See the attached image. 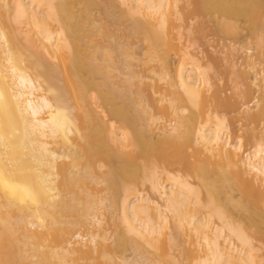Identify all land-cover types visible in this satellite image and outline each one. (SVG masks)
<instances>
[{
  "label": "bare ground",
  "instance_id": "6f19581e",
  "mask_svg": "<svg viewBox=\"0 0 264 264\" xmlns=\"http://www.w3.org/2000/svg\"><path fill=\"white\" fill-rule=\"evenodd\" d=\"M0 264H264V0H0Z\"/></svg>",
  "mask_w": 264,
  "mask_h": 264
},
{
  "label": "rangeland",
  "instance_id": "374dc122",
  "mask_svg": "<svg viewBox=\"0 0 264 264\" xmlns=\"http://www.w3.org/2000/svg\"><path fill=\"white\" fill-rule=\"evenodd\" d=\"M93 14V18H95L98 23H106L108 24L109 21L107 20V18L102 15L100 13L99 10H93L92 12ZM204 21V19H203ZM207 21V19H205V22ZM191 28H190V31H188L186 28L184 29V33L186 34L185 36V39L189 42V44L191 45V48L195 49V51L197 49H200L204 54L206 55H209V56H212L214 57L216 60H217V65H218V68L216 70H212V73L214 75V80L215 81V84L221 89L223 90L222 94L223 95H237L238 93L242 94L244 88H245V85L243 84V76L241 75V70H242V66H240V64H238L235 68V73H229V69L227 68V55H225L224 53V50L225 48L223 49V51L221 50L222 48V42L221 41H215L213 43V48H210V41L212 40V38H216L218 39L219 37L218 36H212V35H207L205 36L204 35V30L207 28L209 30V27L211 26V22H208V25L205 29H203V32H202V28L201 27H198L200 25L199 24V20L196 19V21H193L192 22L190 21L189 22ZM125 25H122L121 27H124ZM200 28V29H199ZM111 29H114V27H111ZM207 32V30H205V33ZM209 32V31H208ZM245 31H243L242 33H244ZM117 33V32H116ZM126 41H130V42H133V48L134 50H136V53L137 56H139V52H141V44H138L140 42H137L135 43V39L134 40H130L129 38H126V37H117L114 36L112 39H110L109 41H106L105 43H116V42H126ZM238 44V43H237ZM194 51V50H193ZM222 51V52H221ZM224 54L225 57V60H224V56L221 54ZM251 52H254V50H251ZM116 55V57L120 58L121 59V56L119 55V53H114ZM223 56V58H222ZM223 59V60H222ZM227 61V62H226ZM135 70H137V68H134ZM125 70V69H124ZM227 70V71H226ZM118 70L116 71H112L113 73L116 72L117 73ZM119 74L118 76L122 77L124 76V79L126 78L125 75H124V71L123 69H121V72L120 70L118 71ZM126 72V71H125ZM115 73V74H116ZM121 73L123 75H121ZM250 76V75H249ZM120 79V78H119ZM117 77H116V80H119ZM123 80V79H122ZM235 82H238L236 84H238V86L235 84ZM236 85V86H235ZM236 87V89H235ZM259 86L258 84L257 85H254L253 86V93L254 95L256 96H260V92L258 89ZM222 95V96H223ZM243 116L241 114H239L238 112H233V113H230L228 115V118H229V122H230V125H231V129L232 131H236L239 127L243 126L244 130H247V121L242 118ZM248 145V143L246 144ZM247 147V146H245ZM134 251H130V249L126 250V252H124V256H126V258H128L129 260L134 258L136 256V252Z\"/></svg>",
  "mask_w": 264,
  "mask_h": 264
}]
</instances>
